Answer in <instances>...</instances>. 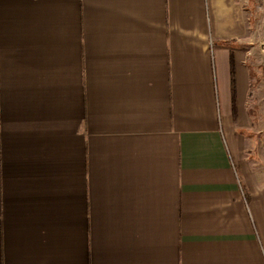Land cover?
Instances as JSON below:
<instances>
[{
    "label": "crops",
    "instance_id": "crops-1",
    "mask_svg": "<svg viewBox=\"0 0 264 264\" xmlns=\"http://www.w3.org/2000/svg\"><path fill=\"white\" fill-rule=\"evenodd\" d=\"M0 264H264V0H0Z\"/></svg>",
    "mask_w": 264,
    "mask_h": 264
}]
</instances>
